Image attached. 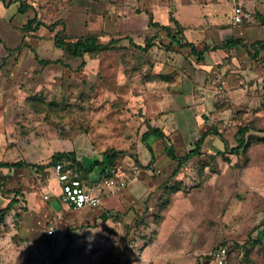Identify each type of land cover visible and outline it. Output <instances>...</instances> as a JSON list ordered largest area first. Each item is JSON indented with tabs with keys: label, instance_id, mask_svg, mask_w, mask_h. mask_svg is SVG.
Here are the masks:
<instances>
[{
	"label": "rangeland",
	"instance_id": "obj_1",
	"mask_svg": "<svg viewBox=\"0 0 264 264\" xmlns=\"http://www.w3.org/2000/svg\"><path fill=\"white\" fill-rule=\"evenodd\" d=\"M4 1H0V163L48 166L55 153H74L88 167L99 162L93 168L99 170L97 179L91 178L99 181L107 164L104 154L115 153V170L144 171L141 163L148 151L141 137L147 121L160 126L163 117L167 119L174 107L157 105H168L189 78L199 87L194 93L199 121L208 122L211 132L216 127L219 136L205 137L200 155L180 168L158 150L159 157L167 159L156 164L154 160L152 174L146 176L151 183L146 193L135 195L122 212L105 211L117 206L118 191L103 194L99 207L66 212V218L73 217L70 225L84 223L66 230L45 211L46 205L60 211V203L42 199L50 198L42 187L50 188L51 167L42 173L17 169L13 177L17 184L4 190L2 197L8 200L0 204L1 211L17 201L0 216V264H37L29 253L47 248L55 264H206L220 245H227L242 264H264V81L241 84L229 94L223 64L203 75L204 66L196 60L189 68L188 50L161 48L169 44L161 27L175 29L171 19L189 39V7L197 8L202 20V10L209 4L235 6L241 1L21 0L30 7L26 14L18 13L19 2ZM250 1L264 6V0ZM34 17L53 25V32L40 28L23 35L21 27ZM150 18L156 27L149 26ZM205 26L203 22L192 28ZM89 35L108 48L72 58L54 46L56 37L75 41ZM150 38L155 39L150 49H137ZM40 60L59 63L42 67ZM153 109L156 118L150 120ZM245 126L256 129L247 134L251 144L246 152L232 154L236 133ZM137 178L143 180L140 172ZM15 189L20 194L12 197ZM26 200L34 206L28 208ZM100 212L107 218L84 222Z\"/></svg>",
	"mask_w": 264,
	"mask_h": 264
},
{
	"label": "crops",
	"instance_id": "obj_2",
	"mask_svg": "<svg viewBox=\"0 0 264 264\" xmlns=\"http://www.w3.org/2000/svg\"><path fill=\"white\" fill-rule=\"evenodd\" d=\"M241 4L235 5L239 6L241 5L245 11H249L253 13L254 11L259 13L261 16L256 17L253 13V20L252 21H244L240 24H233V9H234V3H227L224 6L221 7H215L212 4H209V7L205 8L202 13V20H199L198 10L197 8L189 7V39L188 41L193 43L195 45V48L197 51H203L204 49H207L206 52L203 55V58L201 60H198L196 57L192 56L190 53V50L186 49V51H189V54L191 57L189 58V68L192 69V64H194V60H196L200 65L204 66L203 75H207V73H210L219 66V64H223L224 67L222 68V74H226L225 79V90H227V93H236L237 90H234L235 87L241 86V84L249 83L252 81H264V49H254L250 45L258 42H264V6H261L256 1H250V0H240ZM243 4H247L245 7ZM194 7V6H193ZM262 19V20H261ZM206 25L205 28L194 30L192 26L194 25H202V23ZM213 28H212V27ZM216 29V30H215ZM213 31H217L218 34H216ZM187 36V35H186ZM230 41H239L240 44L235 46L232 49L224 48V45L227 44ZM226 59V60H224ZM224 60V61H223ZM255 79V80H254ZM197 83V82H196ZM195 83L194 80L189 78L188 80H185V83L178 86L176 90L180 92L178 96H175L174 99H170L168 102V105H157V108H168V107H174V110H171L168 115H165L166 118L163 117V120H161L162 124L159 126L157 124V128H160L164 131V133L169 138L170 142L172 143L175 156L180 158L185 156L190 150V145L194 144L202 139L205 135L206 137H209L212 132L210 131V125L206 121H199V118L197 116V111L194 108L195 106V97L194 93L197 92L199 89L198 85ZM256 83V82H255ZM183 107H189V110H181ZM194 109V110H193ZM172 111H175L174 115L172 114ZM156 113L155 109L153 111H150L149 119L153 120L156 117L154 114ZM149 114V113H148ZM155 117V118H153ZM158 120V118L156 119ZM166 120L168 122H166ZM155 121L152 122L154 124ZM169 124V125H168ZM199 136L198 139H195L193 135ZM213 135V134H212ZM196 140V141H194ZM166 141L162 139L153 140L151 142V147L154 155V160H156L155 164L159 161H163L164 159H167L165 156L159 157L158 150L166 153V148L163 144L166 145ZM193 144V145H194ZM144 145V144H143ZM145 146V145H144ZM168 146V144H167ZM146 148V147H145ZM194 148V147H193ZM148 151V150H146ZM167 155V153H166ZM82 163L85 164L83 159H78ZM145 162L141 163L142 169L144 171L140 172V178L143 180L140 182L138 181V178L133 180L129 185L124 189L123 191H118V195H115L118 198V204L117 206L115 204H112L109 206V208H106L105 211H120L122 212L124 210L125 205L132 204L135 201V195H140V193H146L147 188L151 187L150 180H146L147 177L152 174L153 170V162L151 163L152 156L149 153V151L146 153L145 156ZM171 162L174 161L170 159ZM175 162V161H174ZM150 166L148 168V165ZM86 165V164H85ZM145 166V167H143ZM88 167V166H87ZM22 171V170H21ZM99 170H92L88 174V178H94L97 179ZM118 171H121L120 169ZM11 172V173H6ZM19 172L17 169L9 170L7 168H3L0 170V204L2 205L3 201L8 200L7 198H3L2 194L4 193V190L8 189L11 191L13 187L8 188V186H12L14 184H17V180L15 181L13 179L14 175ZM11 178H9V176ZM139 175V174H138ZM54 178V177H53ZM3 183L6 185V187L2 186ZM51 191L49 192L50 198L48 200H44V202H51L52 199H56L59 203L58 198V183L56 179L54 178L51 181L50 184ZM16 190V189H15ZM149 192V191H148ZM16 194H20L18 190H16L12 197H14ZM22 195V193H21ZM41 196V195H40ZM42 197V196H41ZM27 207H33L34 202L28 201ZM61 205V210H56L55 207H51L46 205L45 211H47L49 214V217L53 219L55 223L58 224V222L62 221L61 223L66 226L65 230L69 227L73 226H81L82 224L77 225H70V220H73V217H67L65 213L70 212L74 209L68 208L64 205ZM82 210V209H81ZM103 215V212L98 213L95 215L91 220L84 221L85 223L91 222L93 220H96L95 218H99ZM51 219L47 222H51ZM68 220V224H66ZM71 223H73L71 221ZM262 233V232H261ZM258 236H260L258 234ZM215 250V249H214ZM34 251V250H32ZM241 255H244L241 253ZM30 259L32 261V252L29 253ZM235 256V255H234ZM242 259L239 258L238 260L234 259L233 254L231 256L232 262H238ZM210 261L207 260L206 264Z\"/></svg>",
	"mask_w": 264,
	"mask_h": 264
},
{
	"label": "trees",
	"instance_id": "obj_3",
	"mask_svg": "<svg viewBox=\"0 0 264 264\" xmlns=\"http://www.w3.org/2000/svg\"><path fill=\"white\" fill-rule=\"evenodd\" d=\"M0 1L5 3L4 0H0ZM14 1H15V3H18V2L20 3V7L18 8L19 14H26L30 10V7L28 5H26L25 3H21V0H14ZM171 22L173 23L175 29H172L170 27H161V29L165 32V36L169 39V44L168 45H161V48H163L166 51H170L171 47H173V46H177L180 49H188V50H190V53L192 56L196 57L198 60H201L207 49H204L203 51H197L195 48V45L193 43L189 42L186 39V37L184 36V28L178 23V21L175 19H171ZM149 26H151V27L157 26V24L153 22L152 18H150V20H149ZM40 28H46L50 32H53L54 26L53 25L52 26L45 25L44 23L39 21L36 17H34L32 19H29L21 27L20 30H21L23 35H29V34L36 33ZM154 40H155L154 38L147 39L145 41V46L143 48L137 47V49H139L143 52H146L148 49H150L153 46ZM113 43L114 42H112L111 44H113ZM238 44H240L239 41H230L224 45V48L232 49L235 46H237ZM54 46H55V48L60 49L61 51L67 53L72 58H82L84 56V54H91V53L106 50L108 48L109 44L106 46L101 45L98 42V39L96 36L89 35V36L78 38L75 41H69L66 39H59L56 37ZM21 47H22V45L17 47V49H20ZM251 47L256 49V50L260 49V48L264 49V42L254 43L251 45ZM8 51H10V50H8ZM57 63H59V61H49V60H40L39 61V64L42 67H46V66H49L51 64H57ZM215 129H216V127L211 128V130H213L212 134L219 136V134L217 133V131ZM250 131H256V129L252 128V127H247V126L239 128V130L237 131L236 136H235L237 144H236V147L233 150H231L232 154L239 155L241 152H246V150L249 148V146L251 144L249 136L247 135L248 132H250ZM205 137H206V135L202 139L197 141L194 144V148L192 150H190L185 156L178 158L175 156V152H174L172 143L170 142L169 138L164 133V131L161 130L160 128L152 126L150 124V122L147 121V130L142 134L141 142H142V144L145 145L146 149L151 154L152 160H151L150 164H152V161L154 160V155H153V151H152V147H151V142L153 140H157V139L165 140L168 144V146L166 148L167 156L170 159L174 160L176 162L177 166L180 168L183 165H185L188 161H190L193 157L200 155L201 145H202L203 139ZM262 140H264V139H262ZM104 155L107 157V164H103V167L100 171V180H104L105 178L110 176L111 171H113L115 169L114 168V161L116 158V154L114 153V154L109 155V154L105 153ZM56 164H62L64 166V168H69L71 170H75V171L79 172L81 178L86 180V179H88V174L93 170V168L97 164H99V162L95 161L90 167H87V165H85L84 163H82L81 161L78 160V158L75 156L74 153H61L60 152V153H55L52 156L51 162L48 166L29 164V163H25L24 161H18L15 163H0V170L3 168H7L9 170L26 168L33 173H42L44 171V169H46L47 167H49V166L52 167ZM150 164L145 168H148L150 166ZM16 203H17V201H15L13 199V201H11L6 208H4L0 211V216L6 215L7 213H9V211L12 210V207ZM101 217L103 219L107 218L105 213ZM262 233H264V232H262ZM228 249H229V258L231 259L232 251L229 247H228Z\"/></svg>",
	"mask_w": 264,
	"mask_h": 264
},
{
	"label": "built area",
	"instance_id": "obj_4",
	"mask_svg": "<svg viewBox=\"0 0 264 264\" xmlns=\"http://www.w3.org/2000/svg\"><path fill=\"white\" fill-rule=\"evenodd\" d=\"M233 24H240L244 21H252L253 13L245 11L241 5L233 9ZM53 177L58 183V198L62 205L74 209L81 210L84 208H96L101 205L104 195L112 194L117 191H123L133 180L137 179L139 171L133 169L128 173L124 171L113 170L111 175L104 180H84L79 172L64 168L62 164H56L50 169ZM43 191L50 192L47 186L42 187ZM44 200L49 197L45 195ZM53 235V228L47 231V236L50 238ZM32 260L37 264H54V257L51 254L50 248L43 251H32ZM207 264H242L232 262L229 258V249L227 245L218 246L210 255V261Z\"/></svg>",
	"mask_w": 264,
	"mask_h": 264
}]
</instances>
